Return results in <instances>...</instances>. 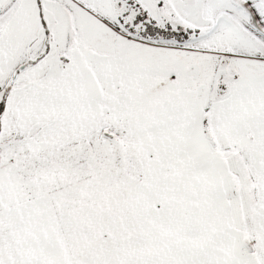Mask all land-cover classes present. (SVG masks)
<instances>
[{"label": "snow or ice", "instance_id": "1", "mask_svg": "<svg viewBox=\"0 0 264 264\" xmlns=\"http://www.w3.org/2000/svg\"><path fill=\"white\" fill-rule=\"evenodd\" d=\"M0 264H264V0H0Z\"/></svg>", "mask_w": 264, "mask_h": 264}]
</instances>
